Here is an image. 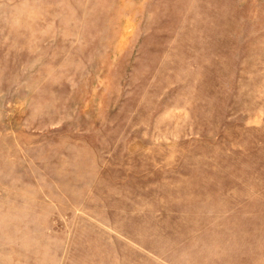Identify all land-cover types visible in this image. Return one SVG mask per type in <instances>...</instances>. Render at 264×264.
Segmentation results:
<instances>
[{
  "label": "rangeland",
  "instance_id": "rangeland-1",
  "mask_svg": "<svg viewBox=\"0 0 264 264\" xmlns=\"http://www.w3.org/2000/svg\"><path fill=\"white\" fill-rule=\"evenodd\" d=\"M0 264H264V0H0Z\"/></svg>",
  "mask_w": 264,
  "mask_h": 264
}]
</instances>
